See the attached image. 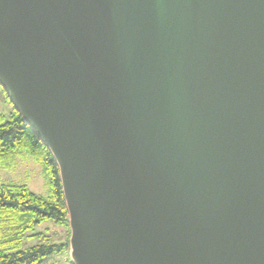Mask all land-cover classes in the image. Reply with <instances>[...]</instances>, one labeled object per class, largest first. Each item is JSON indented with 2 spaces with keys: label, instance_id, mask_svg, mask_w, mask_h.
I'll list each match as a JSON object with an SVG mask.
<instances>
[{
  "label": "water",
  "instance_id": "water-1",
  "mask_svg": "<svg viewBox=\"0 0 264 264\" xmlns=\"http://www.w3.org/2000/svg\"><path fill=\"white\" fill-rule=\"evenodd\" d=\"M0 86L72 264H264V0H0Z\"/></svg>",
  "mask_w": 264,
  "mask_h": 264
},
{
  "label": "trees",
  "instance_id": "trees-1",
  "mask_svg": "<svg viewBox=\"0 0 264 264\" xmlns=\"http://www.w3.org/2000/svg\"><path fill=\"white\" fill-rule=\"evenodd\" d=\"M1 91L11 104L6 92ZM24 157L49 175L50 197L31 191L25 184H0V246L18 247L24 237L30 236L26 232L46 219L64 225L67 240L65 244L44 242L11 252L0 249V264H41L45 256L68 248L70 231L57 165L45 144L12 107L0 123V166L12 169Z\"/></svg>",
  "mask_w": 264,
  "mask_h": 264
},
{
  "label": "rangeland",
  "instance_id": "rangeland-1",
  "mask_svg": "<svg viewBox=\"0 0 264 264\" xmlns=\"http://www.w3.org/2000/svg\"><path fill=\"white\" fill-rule=\"evenodd\" d=\"M0 86V114L2 118L0 123L3 122V117L6 119L8 113L13 105L4 98ZM25 184L28 188L43 196L50 197L49 175H47L41 167L34 163L29 158L18 159L17 164L12 169H5L0 166V184ZM66 227L57 223L54 219H46L37 223L32 229L26 232V236L18 247L7 248L0 246L6 252H11L16 249H26L32 245L44 242L54 244H65L66 242ZM41 264H72L69 257V249L64 248L55 251L42 259Z\"/></svg>",
  "mask_w": 264,
  "mask_h": 264
}]
</instances>
